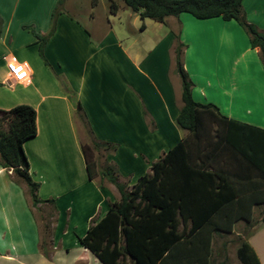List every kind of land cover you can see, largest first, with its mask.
Here are the masks:
<instances>
[{
	"label": "crops",
	"instance_id": "crops-1",
	"mask_svg": "<svg viewBox=\"0 0 264 264\" xmlns=\"http://www.w3.org/2000/svg\"><path fill=\"white\" fill-rule=\"evenodd\" d=\"M61 1L0 0V109L29 104L37 112V135L24 149L41 200L33 204L28 186L0 157V228L12 223L19 228L18 213L25 209L36 228L30 244L23 240L27 247L0 251V264H103L80 238L121 198L104 169L112 167L130 189L189 135L177 124L183 105L175 62L179 43L194 99L264 128V62L236 20L182 13L165 21L146 17L140 24V13L123 0H111L118 9L103 15L96 13L99 0H91L79 16L59 7L54 15ZM67 1L75 10L74 0ZM242 4L246 19L264 30V0ZM11 60L27 63L28 82L10 77ZM80 122L91 140L109 146L96 150L92 177ZM259 234L254 231L247 241L264 264V234Z\"/></svg>",
	"mask_w": 264,
	"mask_h": 264
},
{
	"label": "trees",
	"instance_id": "trees-1",
	"mask_svg": "<svg viewBox=\"0 0 264 264\" xmlns=\"http://www.w3.org/2000/svg\"><path fill=\"white\" fill-rule=\"evenodd\" d=\"M123 1L143 19L165 21L189 13L197 19L236 20L264 62V30L246 19L243 0ZM111 9L118 6L111 2ZM183 46L175 48L183 101L177 124L189 135L130 189L119 182L112 167L104 169L121 198L80 238L103 264H212L214 236L233 232L239 221L251 223L255 207L264 204V128L228 118L216 105L194 99L193 82L182 61ZM1 115L12 117L6 129ZM36 119L29 104L0 109L1 162L28 186L34 205L41 202L39 183L30 174L24 144L37 135ZM102 148L109 150L95 140L82 144L91 177L94 154ZM46 244L45 240L43 248ZM237 255L243 264H260L247 239Z\"/></svg>",
	"mask_w": 264,
	"mask_h": 264
},
{
	"label": "rangeland",
	"instance_id": "rangeland-1",
	"mask_svg": "<svg viewBox=\"0 0 264 264\" xmlns=\"http://www.w3.org/2000/svg\"><path fill=\"white\" fill-rule=\"evenodd\" d=\"M60 1V0H59ZM72 1V0H71ZM117 4H122V0H114ZM67 0H62V5H57L59 9H68L73 14L80 15L84 9H90L91 0H74L75 3L73 6L75 10L71 8H67ZM60 3V2H59ZM108 9H111V0H99V3L96 8V13L99 15H103L104 12H107ZM144 19H140V24L143 23ZM154 20V19H152ZM155 21V20H154ZM3 120V127L8 128V124L11 122V115H1ZM260 119H263V116H259ZM80 135L82 142L85 144H91V136L89 135L85 126L80 122ZM100 156V161H102L103 153ZM98 156V155H96ZM94 159V157H93ZM38 217H42L43 214H46V218H44L41 223L44 225L49 220V212L45 209L44 213H37ZM19 224L21 225L19 228L13 227L12 223L8 227L0 228V251L7 252L10 251L12 253L23 249V247H27L24 245L23 240L30 244L36 236V228L33 223H31L29 219V212L25 209L22 212L18 213ZM264 205H259L255 208L253 214V221L251 223L240 222L234 228V231L231 233L224 234H216L213 242V256L211 263L212 264H243L237 255V249L242 245L246 239L250 238L253 235V232L260 233L259 235L264 234ZM46 224L44 225V227ZM257 227V230L256 227ZM43 227V241L48 240L47 229ZM3 233L4 236H1ZM4 237V238H3Z\"/></svg>",
	"mask_w": 264,
	"mask_h": 264
},
{
	"label": "built area",
	"instance_id": "built-area-1",
	"mask_svg": "<svg viewBox=\"0 0 264 264\" xmlns=\"http://www.w3.org/2000/svg\"><path fill=\"white\" fill-rule=\"evenodd\" d=\"M7 67L10 77L14 81L20 83H25L29 81L31 74L27 63L11 60L7 63Z\"/></svg>",
	"mask_w": 264,
	"mask_h": 264
}]
</instances>
